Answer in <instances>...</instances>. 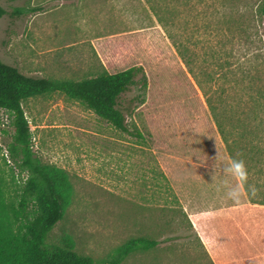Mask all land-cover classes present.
Returning <instances> with one entry per match:
<instances>
[{
  "label": "rangeland",
  "instance_id": "374dc122",
  "mask_svg": "<svg viewBox=\"0 0 264 264\" xmlns=\"http://www.w3.org/2000/svg\"><path fill=\"white\" fill-rule=\"evenodd\" d=\"M263 1L0 0V54L23 73L81 80L141 65L148 78L120 98L128 131L61 92L23 101L36 156L66 175L64 216L48 243L95 264L135 237L159 243L119 264H264V207L243 187L239 204L225 198L220 172L212 183L218 152L230 156L205 96L227 113L232 137L237 116L263 111ZM13 133L0 109V173L17 202L27 173L10 158ZM255 163L257 178L264 162Z\"/></svg>",
  "mask_w": 264,
  "mask_h": 264
},
{
  "label": "trees",
  "instance_id": "16d2710c",
  "mask_svg": "<svg viewBox=\"0 0 264 264\" xmlns=\"http://www.w3.org/2000/svg\"><path fill=\"white\" fill-rule=\"evenodd\" d=\"M15 13H21L16 9ZM264 16V1L260 7ZM6 14L0 3V20ZM0 39V47H1ZM183 58L186 56L183 55ZM190 64L189 60L186 61ZM140 75V78L138 79ZM148 86L147 75L141 65L126 69L104 71L81 80H58L30 76L17 66L3 61L0 54V109H5L14 127L12 141L8 146L10 158L27 178L20 185L18 200L13 202L6 196L5 179L0 173V264H95L91 258L74 251L70 245L51 244L47 237L64 216L66 175L58 168L41 163L33 150L32 131L23 108V101L41 94L61 92L80 100L95 113L111 122L116 128L128 131L121 96L135 84ZM206 101L218 133L230 159H243L248 169L247 183L257 189L263 181L252 173L264 162V107L263 111H250L246 118L237 116V137H232L226 125V112L210 91L205 90ZM226 100V98H225ZM253 203L264 207V193L256 199L243 187ZM158 240L135 237L126 241L110 264L121 263L137 249H150Z\"/></svg>",
  "mask_w": 264,
  "mask_h": 264
},
{
  "label": "clouds",
  "instance_id": "9594fccd",
  "mask_svg": "<svg viewBox=\"0 0 264 264\" xmlns=\"http://www.w3.org/2000/svg\"><path fill=\"white\" fill-rule=\"evenodd\" d=\"M213 172L211 173L212 183L217 181V172L222 173L221 184L225 198L239 204L242 198V187L246 186L250 194H254L256 189L253 185L247 183L248 169L243 159L233 157L228 161H223L218 155L212 164ZM227 178L235 181L234 184H228Z\"/></svg>",
  "mask_w": 264,
  "mask_h": 264
}]
</instances>
